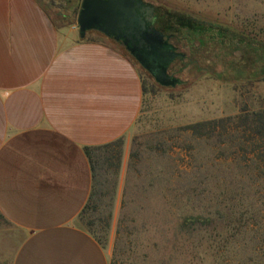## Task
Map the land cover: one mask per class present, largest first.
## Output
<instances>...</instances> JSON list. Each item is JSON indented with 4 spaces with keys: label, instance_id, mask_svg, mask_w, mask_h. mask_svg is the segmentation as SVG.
I'll return each instance as SVG.
<instances>
[{
    "label": "rangeland",
    "instance_id": "374dc122",
    "mask_svg": "<svg viewBox=\"0 0 264 264\" xmlns=\"http://www.w3.org/2000/svg\"><path fill=\"white\" fill-rule=\"evenodd\" d=\"M36 1L78 31L81 0ZM142 1L167 17L185 13L228 30L220 40L203 32L199 45L190 26L174 24L169 42L183 58L167 71L174 86L160 85L134 60L145 90L128 148L123 139L90 156L102 170L120 150L121 158L142 160L150 193H118L114 202L100 193L82 224L110 264H264V168L249 152L257 147L254 128L239 122L264 109V82H257L264 75L236 46L238 35L264 43V0ZM203 121L220 122L205 136L185 128Z\"/></svg>",
    "mask_w": 264,
    "mask_h": 264
},
{
    "label": "crops",
    "instance_id": "0c3cea01",
    "mask_svg": "<svg viewBox=\"0 0 264 264\" xmlns=\"http://www.w3.org/2000/svg\"><path fill=\"white\" fill-rule=\"evenodd\" d=\"M143 85L115 41L80 37L36 0H0V264H110L82 224L87 202L150 193V181L126 152L93 171L86 149L127 150Z\"/></svg>",
    "mask_w": 264,
    "mask_h": 264
},
{
    "label": "water",
    "instance_id": "95a60500",
    "mask_svg": "<svg viewBox=\"0 0 264 264\" xmlns=\"http://www.w3.org/2000/svg\"><path fill=\"white\" fill-rule=\"evenodd\" d=\"M153 10L151 4L142 0H81L76 20L78 32L80 37H84L87 32L97 30L117 41L126 39L131 42L135 39L140 44H146L150 54L155 56L153 64L157 65L156 69L164 76L163 81H156L165 85L169 79L165 71L176 55H161L165 44L161 33L154 31L151 25ZM141 36L146 37V40H140ZM166 48L172 50L170 46L166 45ZM135 58L142 68L151 73L152 70L146 61L136 56ZM168 83L173 84L174 81Z\"/></svg>",
    "mask_w": 264,
    "mask_h": 264
},
{
    "label": "trees",
    "instance_id": "16d2710c",
    "mask_svg": "<svg viewBox=\"0 0 264 264\" xmlns=\"http://www.w3.org/2000/svg\"><path fill=\"white\" fill-rule=\"evenodd\" d=\"M69 2L76 4V0H69ZM39 3V2H38ZM40 4V3H39ZM41 5V4H40ZM154 7V6H153ZM171 15L166 14H160L157 13L158 17V26L159 30L163 31L165 33L170 34L174 28V24L176 25H183L185 27H191L190 29H186L189 31L190 37L197 41L199 45L202 44L201 39L203 37V32L208 33L210 36L215 37L213 39L220 40V37H223V34L225 31L228 30L226 27H218L217 25L206 23L204 21H201L191 15L185 14V13H170ZM63 18V16H62ZM229 36H234L229 35ZM237 37V47H243L247 52L251 53L253 56L256 57L255 62L257 63V74L264 75V43H256V42H249V38H244L240 35ZM183 58L175 59V61H183ZM173 61L171 65L175 62ZM170 65V66H171ZM169 66V67H170ZM264 77V76H263ZM257 79V82H264V78ZM145 90V85H143V93ZM138 121V119H137ZM220 121H203L200 123L195 124L194 126H188L185 127L187 130H191L194 135L198 136H205L207 129L211 128L213 125L219 124ZM240 125L252 127L254 128L253 135L257 137V147L253 148L249 152L255 154V159L257 160V169L258 168H264V109L258 110L257 113H252L248 115H243L240 119ZM137 124V123H136ZM123 144V139H119L111 144H108L103 147H99L96 149H86V155L91 163V169L93 171H96V165L93 164L91 160L90 153L93 150L98 149H106L114 145H120ZM121 150L118 154H116L115 157H106L104 160L105 168L109 170L110 168H117L121 161ZM113 162V163H112ZM112 195L114 193H111ZM125 195V194H124ZM100 196V193H92V196L90 197L89 201L87 202L85 212H83V215L87 216L91 211L96 210V203L95 198ZM84 217V216H82ZM82 219V218H81Z\"/></svg>",
    "mask_w": 264,
    "mask_h": 264
},
{
    "label": "flooded vegetation",
    "instance_id": "af4514ba",
    "mask_svg": "<svg viewBox=\"0 0 264 264\" xmlns=\"http://www.w3.org/2000/svg\"><path fill=\"white\" fill-rule=\"evenodd\" d=\"M146 3V2H145ZM154 10H153V14L152 16H148L150 17V20H152L151 22V25L153 27V30L156 31V32H159L161 33L162 35V40H163V43L165 44V47L164 49L162 50L161 52V55L162 56H167L168 53H171V54H175L176 56L174 57V59H172L168 66H167V69L165 71V75L169 78L168 81H167V84L163 85V86H174L176 85L179 81L171 74H168L167 71H168V68L169 66L171 65V63L173 61H175V59H180L182 58V55L176 50V48L170 44L169 40H170V35H168L167 33L163 32V31H160L159 30V26H158V17H157V12H156V9L155 7H153ZM93 32H97L103 36H105L104 34H102L101 32L97 31V30H91ZM89 31V32H91ZM113 41H115L116 43H118L126 52L128 55H130L135 61L136 57H139V58H142L144 61H146V63L149 65V67L151 68V73L148 72V74L154 78L155 80H160V81H163L164 80V76L161 74V72H158V70L156 69L157 68V65L156 64H153L152 61L155 60V56L154 55H151L150 52L148 51V49L146 48V44H140L139 41H136L135 39H133L131 42L130 41H127L126 39L125 40H115L114 38H111V37H108V36H105ZM140 40H146V37H139ZM133 43V44H132ZM166 45L167 46H170V49H167L166 48ZM154 56V57H153ZM154 59V60H153ZM142 67V66H141ZM169 81H174L173 84H169L168 82Z\"/></svg>",
    "mask_w": 264,
    "mask_h": 264
}]
</instances>
